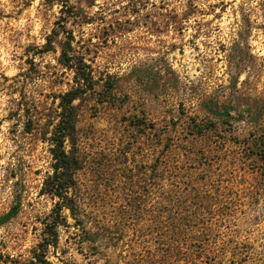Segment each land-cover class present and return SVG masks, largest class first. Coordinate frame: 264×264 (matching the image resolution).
Segmentation results:
<instances>
[{"label":"rangeland","instance_id":"1","mask_svg":"<svg viewBox=\"0 0 264 264\" xmlns=\"http://www.w3.org/2000/svg\"><path fill=\"white\" fill-rule=\"evenodd\" d=\"M67 1L0 0V218L18 210L0 225V264H27L55 216L44 185L59 102L77 86L71 40L96 83L74 103L80 207L64 211L49 264H264V0ZM233 98L243 119L212 126L206 102ZM167 143L179 164L193 152L176 178L183 235L161 234L146 168Z\"/></svg>","mask_w":264,"mask_h":264},{"label":"trees","instance_id":"2","mask_svg":"<svg viewBox=\"0 0 264 264\" xmlns=\"http://www.w3.org/2000/svg\"><path fill=\"white\" fill-rule=\"evenodd\" d=\"M55 1V0H54ZM63 3L64 7L68 5L67 0H58ZM86 2L90 5L93 4L94 0H80ZM68 9H72L69 7ZM53 37L50 36L47 44V51L53 48ZM69 49H64L62 54V59L64 65L69 69H73L76 73L75 81L77 86L72 90L66 92L61 96L59 102V108L61 112L59 114V122L53 130L52 137L50 138L52 144V157H53V174L49 176L44 185V193L49 194L53 197L58 198L57 206L54 209L55 216L52 222L46 223L44 228L45 238L42 243L39 244L38 248L34 252L33 258L27 264H49L47 259V252L49 247H56L59 242V229L62 225H67V218L64 215V211H70L71 215L76 216L78 211V204L71 196V188L75 185V179L78 172L81 169V160L76 153L74 146V139L76 137V123H77V107L74 103L85 95L88 91L94 90V84L96 81L90 71H87V66L76 64L73 62V57L69 56L72 51V40L68 42ZM206 110L211 115L220 116L217 121H211L212 126L216 124L227 125L230 124L232 120L243 119V115L239 113L238 105L235 98L232 99L230 104L219 105L216 100H209L206 102ZM257 120V119H256ZM255 120V121H256ZM141 125L146 126V120H138ZM198 133L203 132V128L198 124L195 126ZM217 130V129H216ZM258 143L255 144L258 147L257 154L264 159V135L258 138ZM173 151H175V146L171 143H167L162 150L161 156L157 157L154 163H148L146 165L147 170L154 177V173L158 174L162 189V206L160 208V214L158 217L159 230L162 235H173L176 233H188L187 230H182V228L177 227V186L178 181L176 178L179 175L180 170H182L185 175L190 170L191 166L189 164V154L193 153L191 148H186L184 152L185 158L187 159L181 161H175L173 158ZM186 171V172H185ZM188 188V185L185 186ZM187 196L184 198L185 211L191 212L189 206L187 205ZM201 207L198 208V212ZM18 210L13 209L6 215L0 218V225L5 224L10 219H12ZM197 212V214H198ZM200 216V214H199ZM198 216V217H199ZM200 219V218H199ZM186 221L185 226H192L196 224V220L192 218L189 214L184 216ZM166 251H174L171 244L166 246ZM135 264V262L133 263ZM141 264V263H137Z\"/></svg>","mask_w":264,"mask_h":264}]
</instances>
